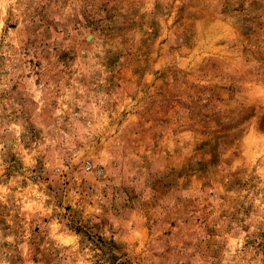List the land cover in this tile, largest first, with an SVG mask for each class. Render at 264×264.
<instances>
[{
    "label": "rangeland",
    "instance_id": "374dc122",
    "mask_svg": "<svg viewBox=\"0 0 264 264\" xmlns=\"http://www.w3.org/2000/svg\"><path fill=\"white\" fill-rule=\"evenodd\" d=\"M0 264H264V0H0Z\"/></svg>",
    "mask_w": 264,
    "mask_h": 264
}]
</instances>
